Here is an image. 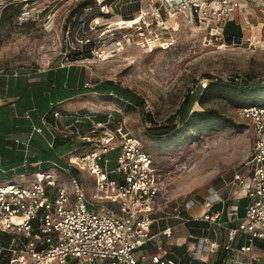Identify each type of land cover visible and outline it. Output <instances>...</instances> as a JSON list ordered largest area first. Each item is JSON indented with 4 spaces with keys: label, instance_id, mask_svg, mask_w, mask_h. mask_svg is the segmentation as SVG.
Segmentation results:
<instances>
[{
    "label": "rangeland",
    "instance_id": "obj_1",
    "mask_svg": "<svg viewBox=\"0 0 264 264\" xmlns=\"http://www.w3.org/2000/svg\"><path fill=\"white\" fill-rule=\"evenodd\" d=\"M83 1L11 0L17 5L8 12L13 16L12 22L0 24V70L49 74L59 68L70 69L65 76L78 81L73 85L77 88L75 98L69 107L52 103L47 114L52 117L58 111L62 117L49 124L63 129L78 118L81 133L96 138L105 130L99 127L92 133L89 118L99 122L98 116H107L103 122L108 130L122 128L139 140L144 152L152 157L156 178L162 186L155 205L159 211L153 233L169 228L174 220L178 223L177 217L185 212L189 202L196 195H205L208 188H213L224 201H237L242 192L235 176L249 173L254 131L249 122L236 116L235 103L264 106V6L251 3V11L247 8L236 15L242 37L238 43L227 44L207 38L184 17L174 20V24L169 22L158 36L154 34L152 19L147 18L148 24L143 26L147 29L140 37L138 21L132 22L138 15L137 6L140 12L161 0H120L116 8L118 0H95L96 5L88 8L85 16L73 15L74 8ZM25 10L38 13L39 17L30 22L20 21V13ZM99 13L110 17L100 18ZM88 41L93 42L91 47H86ZM198 80L208 82V87L197 88L192 95L191 88ZM228 82L258 86L252 93L234 99L235 91L221 85ZM105 84L110 87L105 89L108 92L94 91ZM57 88L55 92L48 90V95L62 92L60 85ZM200 98H206L203 106L199 104ZM136 99L142 101V111ZM183 107L185 117L207 108L219 111L230 122L218 121L215 129L198 131V119L187 126L180 123ZM147 115L157 125H176L177 133L151 140L146 134L150 127ZM43 124L39 127L45 131L51 128ZM114 144L118 145L116 137ZM77 145H46L39 157L49 161H42L46 167L51 161L64 166L87 146L81 142ZM19 172L12 173L11 178L18 174V179ZM70 175L87 188L93 187L94 179L87 173L73 169ZM192 212L200 216L205 211L199 206ZM181 234L177 228L173 230V239H167L169 243L163 240L167 249L177 243L175 239L179 245H192L186 237L179 238ZM0 241L5 243L2 233ZM205 259L207 256L202 254L201 260Z\"/></svg>",
    "mask_w": 264,
    "mask_h": 264
},
{
    "label": "built area",
    "instance_id": "obj_2",
    "mask_svg": "<svg viewBox=\"0 0 264 264\" xmlns=\"http://www.w3.org/2000/svg\"><path fill=\"white\" fill-rule=\"evenodd\" d=\"M5 3L0 0V15ZM251 3L264 6V0H161L138 12L132 22L138 21L139 35L143 37L147 29L143 26L151 18L158 36L169 22L174 24V20L184 17L207 38L225 43L227 25L235 22L240 11H251ZM38 17V13L25 10L19 20ZM207 87L208 82L198 80L190 92L193 95L197 88ZM235 113L249 122L254 131L249 173L235 176L236 185L247 200L245 214L238 220L233 217L237 223L227 229L221 245L217 230L222 224L219 212L213 211L219 204L218 193L208 188L202 203L197 199L189 202L184 210L188 216L177 217L179 222L208 224L207 233L188 235L193 245L187 253L192 261L207 262L198 256L199 245L207 249L208 255L218 254L222 247L225 257L221 264H260L264 254L256 247L258 241L264 242V106H239ZM52 116L56 120L62 117L58 111ZM89 120L92 133L99 127L105 130L101 136L83 135L78 118L63 129H55L44 120V125L51 127L52 140L60 137L71 144L87 145L64 166L51 161L49 167H44L42 161H29L30 143L34 135L43 134V128L33 127L24 141L14 139L16 145L24 146L19 168L22 171L11 172H19L18 179L17 174L16 178L0 180V233L5 237V243L0 244V264H163L170 250L163 239L172 238L173 228L152 231L159 211L156 200L162 192L152 157L144 152L139 140L122 128L112 132L104 122ZM115 137L118 145L114 144ZM73 169L91 176L93 187L87 188L70 175ZM7 172L0 168L1 174ZM198 206H203L205 212L195 216L191 210ZM239 238L245 243L237 245Z\"/></svg>",
    "mask_w": 264,
    "mask_h": 264
},
{
    "label": "crops",
    "instance_id": "obj_3",
    "mask_svg": "<svg viewBox=\"0 0 264 264\" xmlns=\"http://www.w3.org/2000/svg\"><path fill=\"white\" fill-rule=\"evenodd\" d=\"M15 71L16 74L14 73ZM69 71L70 69L66 70V68H59L55 69L54 72L47 74V71H41L40 73L21 71L18 73L19 71L17 70H0L1 169L8 172L19 170L24 146L16 145L14 139L24 141L27 134L31 132L33 127L36 125L39 127L41 123L43 124L52 103L56 102L63 104V106L66 107L70 106V101L75 98V90H77V88L73 85H76L78 81H75L73 76H65V74ZM57 85H60L62 92L54 94L51 93L48 95V90L55 92L54 88H57ZM47 121L50 124L55 123V119L52 118L47 119ZM46 145H48V147L53 145L52 136L48 127L46 131H43L42 135H34L29 148L31 153L29 161L33 162L34 159L48 161L39 157L40 150H42ZM205 195H202L201 197L203 198ZM242 199L245 198L241 196L237 201H224L219 196V204L213 208V211H215V208L219 207L217 212H219V221L222 224V227L219 228L217 232L219 235V242L222 244L226 238L227 229L233 227L237 223V220L242 218L245 214V206L243 210L239 208L240 201ZM184 213L188 216L187 212ZM241 213L243 215H241ZM234 216H236L237 220H234ZM175 221L176 220H174V223L170 227H172L173 230L179 228L180 232L182 231L179 238L186 237L188 239V235L190 233L187 229V225L181 224L180 222L176 223ZM163 240L169 243V240L166 238ZM175 241H177L175 245H179L178 239H175ZM183 245H186L187 248H191L193 244L189 245V243H184ZM197 247L198 256L201 258V255L205 254L207 256L205 261L207 262H196L200 264H221L223 259L221 248L219 249L218 254L208 255L206 251L207 249L204 246L199 245ZM261 264H264V259L261 260Z\"/></svg>",
    "mask_w": 264,
    "mask_h": 264
},
{
    "label": "trees",
    "instance_id": "obj_4",
    "mask_svg": "<svg viewBox=\"0 0 264 264\" xmlns=\"http://www.w3.org/2000/svg\"><path fill=\"white\" fill-rule=\"evenodd\" d=\"M112 1V0H111ZM119 2L116 3L115 8L119 5L120 0H118ZM139 2V0L137 1V3ZM95 0H85L81 3H79L73 10L72 14L75 16H81L83 17V15L85 16V11L89 8L91 9L93 6H95L96 4ZM22 4V3H20ZM111 4V3H109ZM107 5V4H106ZM17 7L16 4L12 3L11 0H8V2L6 3V5L3 7L1 15H0V24H10L12 22V15L8 14V12L10 11L11 8ZM99 9H101V6L98 7ZM98 9V10H99ZM137 12H139V7L137 6L136 8ZM100 11V10H99ZM136 12V13H137ZM20 13V12H19ZM106 15L105 13H99L98 16H100V18L106 17L109 18L110 14L108 16H104ZM94 19V18H93ZM72 21V19L70 20V22ZM30 22V21H28ZM27 22V23H28ZM89 27V26H88ZM242 37V29L241 27L236 24V22H231L227 25V28L225 30V43L227 44H234V43H238L240 41ZM93 44V42L88 41L86 42V47H91ZM222 86H224L225 88H231L233 91H235L232 95L233 98H237L239 99V97L241 98V95L245 96L248 95L250 93H252L253 91H255L256 87L258 86L257 84H252L249 85L248 83H243V84H237L235 82H228V83H223L221 84ZM213 87V86H212ZM110 87H108V84L106 86L105 85H99L97 86V88H95V92H97L98 90L100 91H107L105 89H108ZM111 92H113V94H115L114 90H110ZM108 92V91H107ZM261 98V97H260ZM206 101V98H200L199 99V104L201 106L204 105ZM264 101V100H262ZM135 103L138 107H140L141 111L143 110V104L142 101L139 99L135 100ZM235 107H239L241 106V104L238 105V103H235ZM249 105H255L254 104H249ZM184 108L182 110V117L180 120V123H182L183 126H187L190 121H192L193 119H198L199 120V124L197 126V128L199 129L198 131H202V130H207V129H215L217 126H215L216 122H223L228 123L230 122V120H227L226 118H224L219 111L214 110V109H207V108H202V111L200 112H193L188 118L185 117L184 115ZM54 117H50L48 114L46 115V119H50ZM107 118V116H98V120L100 122V120L103 122L105 121ZM187 118V119H185ZM146 122L150 123V127L146 128V134L147 136L151 139V140H161L163 138H167L170 137L174 134L177 133L178 129L176 125H157L154 123V120L152 119V117L150 115H147V120ZM53 142V147H58V146H62V145H69L71 144L70 141L62 139L60 137H56L52 140ZM38 161H43V160H36L34 159L33 162H38ZM46 167V166H44ZM31 170L29 171H33L32 168H29ZM11 172H7L5 174H1L0 173V180L2 179H11ZM246 199H242L240 201V205L239 208L241 210H243L244 206H246V203L243 204L242 202H245ZM245 209V208H244ZM217 211V209L215 210ZM241 215H243L241 213ZM181 217L182 218H186L187 215L185 213H181ZM208 224L207 223H202V222H190L187 224V229L189 231L190 234L192 235H201L202 233L205 234L208 232L207 230ZM154 230V226L152 227V231ZM4 242L0 241V244H3ZM245 241L243 238H239V240L237 241V245H242L244 244ZM222 244V243H221ZM256 247L261 250L262 252H264V242H260L258 241L256 243ZM221 251H222V257H225V251L223 250V248L221 247ZM221 257V258H222ZM168 261L174 263V264H200L196 261H192L191 257L189 256V254L187 253V247L185 245H176L173 246L172 248H170L169 252L167 253V255L164 257L163 259V264H169Z\"/></svg>",
    "mask_w": 264,
    "mask_h": 264
},
{
    "label": "water",
    "instance_id": "obj_5",
    "mask_svg": "<svg viewBox=\"0 0 264 264\" xmlns=\"http://www.w3.org/2000/svg\"><path fill=\"white\" fill-rule=\"evenodd\" d=\"M195 199H197L199 202H203V198L200 195H196Z\"/></svg>",
    "mask_w": 264,
    "mask_h": 264
},
{
    "label": "bare ground",
    "instance_id": "obj_6",
    "mask_svg": "<svg viewBox=\"0 0 264 264\" xmlns=\"http://www.w3.org/2000/svg\"><path fill=\"white\" fill-rule=\"evenodd\" d=\"M103 57H104V55H103Z\"/></svg>",
    "mask_w": 264,
    "mask_h": 264
}]
</instances>
